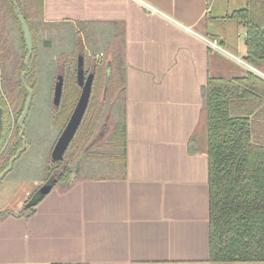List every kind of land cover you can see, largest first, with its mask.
<instances>
[{"label": "crops", "instance_id": "crops-1", "mask_svg": "<svg viewBox=\"0 0 264 264\" xmlns=\"http://www.w3.org/2000/svg\"><path fill=\"white\" fill-rule=\"evenodd\" d=\"M142 1L209 40L208 26L220 25L210 16L249 2ZM41 21L83 34L88 66L110 63L100 86L109 109L75 177L53 184L29 212L22 213L25 201L16 211L0 208V264H264L212 262L208 253L202 89L209 78L252 73L251 87L264 98V68L243 57L244 29L236 46L213 48L136 0H42ZM117 54L123 82H107ZM120 120L122 130H114ZM88 171L95 173L80 175Z\"/></svg>", "mask_w": 264, "mask_h": 264}, {"label": "trees", "instance_id": "trees-1", "mask_svg": "<svg viewBox=\"0 0 264 264\" xmlns=\"http://www.w3.org/2000/svg\"><path fill=\"white\" fill-rule=\"evenodd\" d=\"M15 4L27 24L28 21L42 20V0H0V27L11 18L18 23ZM40 13L41 17L38 18ZM215 21L220 25L217 27L215 25L214 30L208 33L211 39L222 45L229 44L234 47L239 30L243 28L244 60L254 67L264 68V0H261L259 9L254 2L249 1L245 7L233 10L226 16L208 18V22L215 24ZM19 28L22 34L20 25ZM25 50L27 52V49ZM25 56L23 63L7 72L0 54V83L14 114L13 118L0 96V106L3 110L0 173L22 147L17 119L24 104L21 103L18 109L17 107L20 100L27 96L22 84V73H25L26 77L28 74V68L24 63ZM120 56L117 54L114 57L107 82H123L124 68ZM109 64L99 68L93 61L86 69L88 72L92 68L94 79L87 111L69 146L77 157L74 167L79 164L80 153L91 144L95 130L99 126L102 108L105 106L100 100L103 91L100 86L101 82L105 81ZM66 72L65 90L71 102L79 85L75 69L72 72L71 67H68ZM256 80L258 78L252 73L228 79L214 77L209 78L202 89L208 156V253L212 262H264V98L251 87L252 82ZM117 91L121 97L123 87L119 86ZM69 107L70 105L64 109V113L68 112ZM12 124L15 126V135L8 144L2 146ZM114 130H122V120L114 125ZM82 139L84 140L80 145ZM27 146L26 141L25 150ZM51 162L55 166L48 171L45 181L55 174L54 171L60 164V161ZM72 171L67 164L55 183H65L71 177ZM38 190L33 191L25 201L22 213L29 212L40 201L43 194Z\"/></svg>", "mask_w": 264, "mask_h": 264}, {"label": "rangeland", "instance_id": "rangeland-1", "mask_svg": "<svg viewBox=\"0 0 264 264\" xmlns=\"http://www.w3.org/2000/svg\"><path fill=\"white\" fill-rule=\"evenodd\" d=\"M249 1L255 2L254 0ZM40 17L41 13L38 18ZM28 24L33 46L28 60L26 59V46H24L23 34L20 32L19 24L11 18L0 27V54L1 58L4 59L6 70L10 72L18 64L23 63V57L26 54L24 63L28 64L29 69L27 77L24 75V80L30 86L32 94L29 113L25 121L27 149L15 161L7 176L0 180V208L13 211L19 209L21 203L26 201L37 186L45 181L48 171H51L55 166L51 162L50 153L64 121L66 122L72 110H68L67 113H61L62 109L55 110L52 97L53 85L58 73L63 70V65L66 66V69L71 67L72 72L76 68L75 55H77V47L80 43L79 38H84L83 34L81 37L77 35L78 30L73 26H46L41 19L28 21ZM91 44L99 45L95 41ZM84 68H88L87 53L84 58ZM262 71L264 72V70ZM76 90L74 99L79 93V88ZM25 100L26 98L20 100L17 109L21 106V103L25 104ZM104 105L101 119L106 118L109 109V106ZM113 108L115 112H119L118 106ZM104 124L107 125V121ZM15 132V126L12 124L2 146L8 144L9 140L14 137ZM83 140H81L80 145H82ZM76 160V154L74 155L72 148L68 147L62 162L67 161L71 170H74L71 177L78 174L76 173L77 167H74ZM93 173L95 172H81L80 175Z\"/></svg>", "mask_w": 264, "mask_h": 264}, {"label": "water", "instance_id": "water-1", "mask_svg": "<svg viewBox=\"0 0 264 264\" xmlns=\"http://www.w3.org/2000/svg\"><path fill=\"white\" fill-rule=\"evenodd\" d=\"M14 7H15L16 18L21 27L24 43L27 49L26 59L28 60L31 56L32 48H33L31 32L28 27V24L26 23L25 19L23 18L16 4L14 5ZM212 31H213V25H209L208 32H212ZM75 73H76L77 84L80 87V93L62 131L60 132L56 142L53 145V148L50 153L51 161H61L63 159L64 153L66 152L67 148L69 147L71 141L73 140L79 128V125L83 119V116L85 114V111L87 109L90 100L92 84L94 79V71L91 68L87 72V74H85L84 50L81 43H79L77 47ZM63 76H64V71L61 70L58 73L55 81L54 96H53L55 105L58 104L61 97L62 87H63ZM31 99H32V94L30 91H28V97L25 106L18 119V125L20 127V137L22 138V147L9 160L8 166L0 173V180L4 178L7 172H9L12 169L14 161L20 156L21 152L24 151L26 148V142L23 137V132H24L23 122L28 113L31 104ZM2 112L3 110L2 107L0 106V135L2 131ZM66 166H67V162H63L58 171L62 172ZM57 179H58V175L50 176L49 179L45 182V184L42 187L39 188L38 191L44 195L49 190V188L56 182Z\"/></svg>", "mask_w": 264, "mask_h": 264}, {"label": "flooded vegetation", "instance_id": "flooded-vegetation-1", "mask_svg": "<svg viewBox=\"0 0 264 264\" xmlns=\"http://www.w3.org/2000/svg\"><path fill=\"white\" fill-rule=\"evenodd\" d=\"M26 66H27V68L29 69V66H28V64L26 63L25 64ZM63 71H64V76H63V87H62V93H61V97H60V100H59V102H58V104H54V100H53V105H54V108H55V110H60V109H62L60 112L62 113V112H64V109H66V107H68V105H70V107H69V111L70 110H72L73 109V107H74V105H75V103H76V101H77V99H78V96H79V93H80V87H79V93H78V95H77V97H76V99H72L71 100V102H70V99H69V97L67 96V93H66V90H65V84H66V80H65V78H66V71H67V69H66V66L65 65H63ZM85 74H87V72H86V68H85ZM24 75L25 74H22V84H23V87L25 88V90H26V92H27V96H26V100H27V97H28V91H30L31 90V88H30V86H28L26 83H25V80H24ZM54 85H55V83H54ZM54 85H53V92H52V97L54 96ZM0 96H2V98H3V100H4V102L6 103V105H7V108H8V111H9V113L11 114V116L12 117H14V114H13V109L11 108V104H10V101H9V99L7 98V96L4 94V91H3V87H2V85H1V83H0ZM26 100H25V103H26ZM89 104V103H88ZM31 105V104H30ZM24 106H25V104H24ZM24 106H23V108H24ZM88 107V106H87ZM29 109H30V107H29ZM57 110V111H58ZM22 111H23V109H22ZM22 111H21V113H22ZM21 113H20V115H21ZM28 113H29V110H28ZM28 113H27V115H26V117H25V120H24V122H23V126H24V139H25V121H26V118H27V116H28ZM70 113H71V111H70ZM70 113H69V115H70ZM20 115H19V117H20ZM69 115H68V117H69ZM19 117H18V119H19ZM68 117H67V119H68ZM18 119H17V124H18ZM67 119H66V121H67ZM82 122V121H81ZM66 123V122H65ZM81 124V123H80ZM65 125V124H64ZM64 125H63V127H64ZM19 126V125H18ZM80 126V125H79ZM63 127L61 128V130H60V132L62 131V129H63ZM20 128V127H19ZM20 134V133H19ZM60 134V133H59ZM75 137V136H74ZM74 139V138H73ZM25 142H26V140H25ZM72 142V141H71ZM71 144V143H70ZM70 146V145H69ZM68 149V148H67ZM67 151V150H66ZM63 158H64V156H63ZM63 161V159L60 161V164H59V166H58V170H59V168H60V166L62 165V162ZM62 162V163H61ZM67 162V161H66ZM56 169V171H54L55 172V174H53V175H59L58 176V178L63 174V172H64V170L62 171V172H59L58 170ZM74 171V170H73ZM72 171V172H73ZM53 172V173H54Z\"/></svg>", "mask_w": 264, "mask_h": 264}, {"label": "built area", "instance_id": "built-area-1", "mask_svg": "<svg viewBox=\"0 0 264 264\" xmlns=\"http://www.w3.org/2000/svg\"><path fill=\"white\" fill-rule=\"evenodd\" d=\"M136 2L138 4H140L142 7H144L150 14L158 15L161 18L167 19V20L171 21L174 25L179 27L185 33L193 35L195 37H198V38L202 39L203 42H205L206 44L212 46L213 48H218L216 40H213V39L209 40L205 36H202V35L198 34L191 27L182 25L179 22L169 18L162 11H160L159 9L155 8L154 6L148 4L147 2H143L142 0H136Z\"/></svg>", "mask_w": 264, "mask_h": 264}]
</instances>
